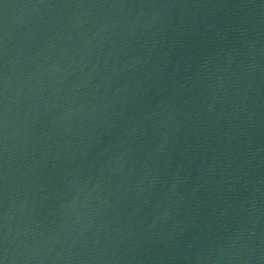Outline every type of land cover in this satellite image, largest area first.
<instances>
[{
    "label": "water",
    "instance_id": "obj_1",
    "mask_svg": "<svg viewBox=\"0 0 264 264\" xmlns=\"http://www.w3.org/2000/svg\"><path fill=\"white\" fill-rule=\"evenodd\" d=\"M6 264H264V0H0Z\"/></svg>",
    "mask_w": 264,
    "mask_h": 264
},
{
    "label": "snow or ice",
    "instance_id": "obj_2",
    "mask_svg": "<svg viewBox=\"0 0 264 264\" xmlns=\"http://www.w3.org/2000/svg\"><path fill=\"white\" fill-rule=\"evenodd\" d=\"M0 264H6V258L0 256Z\"/></svg>",
    "mask_w": 264,
    "mask_h": 264
}]
</instances>
